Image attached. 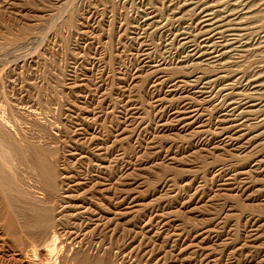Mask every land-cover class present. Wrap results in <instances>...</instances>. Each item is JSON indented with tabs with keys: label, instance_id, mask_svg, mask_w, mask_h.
I'll use <instances>...</instances> for the list:
<instances>
[{
	"label": "rangeland",
	"instance_id": "rangeland-1",
	"mask_svg": "<svg viewBox=\"0 0 264 264\" xmlns=\"http://www.w3.org/2000/svg\"><path fill=\"white\" fill-rule=\"evenodd\" d=\"M49 1L50 3L47 2L48 5H46L47 3H44L43 0H12V3L11 0H0V105L2 104L1 106L3 107L2 115L11 114L9 111L10 109H7L9 106L12 107H10L11 109H16L19 111V116L16 111V114H11L12 116L10 115V118L12 117L11 119H13V121L15 120L19 124L25 134L29 135L30 137L32 136V138L34 137L33 139L40 141L43 144L46 142H51V145H55L50 134L52 135L58 133L57 129L59 126L64 125L61 123L73 125H71V135L74 137L73 142L75 143L70 145L71 148H67V155L69 153H74L75 158H70L71 164L74 166L75 163H79L77 166V172L74 171V173L77 175V177L79 176V179L81 178L80 180L82 182L91 185H82L81 188L78 189L79 192L77 191L73 193L71 190V193L76 195L78 198L75 200L72 198L71 202L66 204L65 208L68 209L72 206L71 204H73L75 205L74 208L78 207L77 211H80L81 213L85 211V214H82L85 218H88L89 214H86V211L88 213V210H86L87 207L90 206L89 208H91L93 211L97 207H101L103 204L102 210L105 212L104 214L106 216H104V222L101 221L104 223L101 224V226L96 221L94 224L93 221L92 223H89L90 228L87 230L89 231L90 235L92 234L89 239L91 241L93 240V245H99L97 242L103 243L104 245L101 247L102 249L100 248L101 250L98 248L99 246L95 245L96 248L94 246V250L91 249L89 252L87 251L88 254L90 253L88 260L89 262H86L85 264H90V262L92 263L96 258H98V256L101 257L100 254L105 251L106 256H104V254L102 256H104V259L106 258L105 260L107 263L109 262V264H264V213L262 216L258 214L259 209H262L260 211H264V193L260 192L262 187L264 189V184L261 181V179H264V171L261 172L260 175H257L256 173L251 175L252 182L248 184V188L243 194L241 192L240 194L234 190L236 188L238 189V187L240 188L242 181L241 178H237V180L229 186H223L222 184L224 183L222 182L224 181L213 182L212 174L206 175L207 178H202L203 171L208 169L212 172L214 166L217 167L223 163L221 162V160H223L222 156L226 152L223 150L214 149L204 150L205 152L203 154L208 155L207 161L210 163L205 167L207 169L204 170L202 167L199 172V176L189 175L190 169H194L197 164V160L195 161V158L193 157L194 151L200 148L198 147L194 149L193 147H189L190 142L195 143V141L200 138L198 141L203 140L206 143H210L209 145L212 147L214 146L213 144L219 140V138L216 140L214 136L217 131L215 126L216 123H218L219 115H213L214 117H212L211 114L213 112V107L220 103V97H218L216 101L206 105L207 109L203 119L212 117V125L210 126L211 128L208 127L205 129L206 132H200L197 124L193 126V128H189L186 131L182 130L180 128L181 125L170 121V113H168L169 116L168 114H164V120L159 121L158 118H156L155 113L149 111L152 110L150 107L152 100L150 96L146 95L144 92H142L141 96L138 98L135 97L133 93L130 95L128 92L125 96H122L121 93L115 94L113 98L119 102V120L122 124L120 133H122V130H124V132L121 134V137L132 135V137L129 136V142H126L123 147V153H125L122 159L124 162L122 163L124 166L129 163L134 164L133 169H131V171H127L126 175L128 174V176L132 178L133 183L135 182L133 186L136 188L139 198L136 197L134 199V195H136L135 193L129 198V200L127 199L123 205H120L115 209V207L110 204L111 201L114 203L112 200L113 198H111L112 195L109 200L108 198L110 195L100 197V195H97L92 189L96 179L104 180L107 179L106 177L110 176V171L108 168L106 169V167H108L111 158L109 157L107 160L104 159L103 163H101L93 156H88V153L85 154V151L89 148V153L92 151V153H94L97 151V146L94 145L93 142L88 144V146L87 144H84V142H86L89 138L85 139L84 136H76L77 134L75 133H78L77 131H79L78 129L80 127V123L78 122L79 124H77V116L75 113L68 110L69 104H76V102L79 101L78 95L80 94H82L80 101H83L85 99L86 93L88 92L90 95L94 94V96L97 94L94 98L98 100L100 98L99 95L103 96V94L106 92V89L109 87L110 82L108 77L111 73L113 74V72H111L113 71L111 68L115 67V70L120 71V69L125 67V65L132 67L136 65V53H138L141 41L137 40L138 35L133 30L135 28L134 26L138 27V32H141L139 37L142 39L144 38L145 43L148 44V47H150L151 51H153V60H160L162 56H168V54L165 53L166 46L164 42L168 36V32H165V30H159L157 26H153L154 28H147L145 26L142 27V24L146 23L145 18L149 17L147 14L148 12H151L152 8L153 10H156L157 18L162 21V25L165 26L166 29L167 27H171L173 29H182V27L185 28L186 24L180 25L174 21V13L171 12L169 4L165 0H66L70 4L63 9L60 16H54L53 10L59 7L60 3L64 2L65 0ZM220 1L225 3L226 6L228 4L229 8L231 9L236 7L237 10L246 13L242 20V26L245 28V32L247 34L246 37H248V41L246 40L247 43L243 45L240 43L241 45L239 44V46L236 47L237 50H233L230 53L231 55L228 54L224 58V61H221V63H226V69L230 70L231 73V70L234 68H242L245 69L246 73L249 74L250 77L253 76L251 79L252 81L255 80L256 77L258 78L256 80L257 82L260 80L258 83H253L251 81L249 86L239 84V87H242L240 90H242L245 95H252L253 100L256 99L254 101L257 102V105L251 109L260 110L256 114L255 112L250 113L251 117H248L250 118V121L247 122V126L250 125L249 132L253 135L260 133L259 140L254 142L252 144L253 146L250 144V147L248 148L249 153L255 152L257 154L260 151V153L263 152L264 154V103H260L261 99V102L264 101V86H262L264 85V0ZM232 2L233 4H231ZM71 14H73L78 20V25H76V27L68 23V16ZM112 29L116 30H114L115 35L112 34V38H109L108 36ZM124 29L128 31L124 32ZM132 31L134 33H132ZM28 34L29 36L33 34V41L22 42V39L25 36H28ZM122 35L124 38H122ZM110 54L117 55L119 57V60L115 66L109 63L107 57H109ZM169 55L171 58H173L172 62L177 64L180 51L177 53L176 50L172 51L171 49ZM83 65L87 68L93 69V73H89L91 78L93 75V78H90L91 83L85 87L86 89H80L78 87L80 83L78 81L79 79L83 78L84 74ZM92 65H94V67ZM74 79L78 81L74 83ZM101 80H103V82ZM102 83L103 85L101 86ZM260 84L261 86H259ZM88 89L91 90L88 91ZM166 91L167 89L165 88L163 92L166 93ZM170 99H172V97H167L166 102H168ZM255 102H252V105ZM140 105H142L144 108L143 110L145 111V114H143V110L142 112L136 108H139ZM90 108L91 114H84V116H89L92 121V118H94L93 113L101 114V116L106 119V123H104L109 129L108 130L106 127L107 131L109 132L104 131L103 135L110 134V136L114 138L113 135L118 134V132H116L117 129L113 122L117 123V121H113L115 117L112 116L115 115L110 114V117L108 115L106 117V113L109 112L108 106H104V108L99 109L96 107L93 108V106ZM148 113L151 114L149 115ZM142 115L144 116V121L146 122L145 126L144 124L142 126L139 124V129L137 127L138 123L141 121L140 118L143 117ZM20 116H22V119ZM155 118L160 123L157 122ZM32 119H37L40 121V125L37 127L33 126L31 123ZM166 119L170 121V125L167 126L169 129L167 127L163 128L161 125V123L163 124ZM251 124H254L255 126H252ZM145 127L148 128L146 129ZM157 128L158 130H156ZM195 131L201 135L197 134ZM211 131H213V134ZM133 132L134 134H132ZM153 133H157L158 135H156L159 136V138L161 137L160 139L158 138V140H163L162 142H164L163 144H156L154 146L156 149L152 148V144L154 145V143L150 145V140L152 138L151 135ZM193 133L194 137H192ZM87 136L90 137V135ZM100 137L101 139H106V137L102 135H100ZM112 137L110 138L109 145L112 143V140H114ZM76 138L78 139L76 140ZM139 141L141 143H139ZM149 145L151 147H149ZM170 145L172 146V150L169 147ZM75 146L76 148H74ZM135 146L136 149L134 148ZM190 148L192 150H190ZM228 148L231 150L232 147ZM184 149L186 150L185 152ZM248 150L241 149L240 151V149L238 150L236 148L234 151L232 148V151L230 152L236 154L237 156H246ZM198 151L200 150H197V152ZM91 157L92 159H90ZM19 166V176L23 178L22 185L24 189L28 191L29 196L35 197L37 200H43L40 197H44L45 199L43 191L36 187L37 183H35V180L32 181L30 175L27 173L26 165L21 164ZM176 170L183 173L185 172V181H180L174 187L172 182H168L167 185H165L164 181L166 178H163L164 180L160 183L159 188L156 190L147 188V183L149 182L148 180H150V177H154V175L157 177V174H160V172L164 173L165 171L172 172ZM67 171L69 170L67 169ZM148 172L150 174H148ZM147 175H150V177L147 178ZM167 178L169 177L167 176ZM32 179L35 178L32 177ZM204 179H208L207 183ZM25 181H28V183ZM105 182L108 183L107 180H105ZM76 183L77 181L72 180L70 182L71 187L75 188ZM73 184L74 186H72ZM225 193L231 194L233 199H236L240 201L241 204H243V207L240 206V210L245 208H247L246 211L250 210L249 212L251 213H247L248 215L245 214L243 216L241 224L244 225L242 226L243 232L246 229L249 232L247 233V236L249 234L253 237L250 238L249 236H241L239 240H236L232 237L235 223V215L233 214L238 211L235 210V206L233 207L227 204L223 210L224 214L221 216L217 215V213H214V210H212L213 200L210 201L211 198L215 194H218L221 196L220 198L223 199ZM140 195L145 196L141 198ZM99 202L101 203V206L99 205ZM140 202L144 203V207L139 206L138 208L137 204ZM67 205L71 206L68 207ZM80 205L82 208H79ZM133 205L134 207L132 209L134 210V213L131 209ZM140 208L142 209L138 213L139 215L137 214L138 216H136L137 211L135 210ZM171 210H177L180 215H182V217H179V219L176 217L177 220L168 224L166 222L167 219L165 220L164 217L166 215L164 214ZM162 211L165 212L162 214ZM211 212H213V215H211ZM116 213H119L120 215H116ZM9 215H14L18 226H21H19L20 229H18L19 231L17 232L16 236L18 237L20 235L18 237L19 239H26L25 232L32 229L31 225L33 220L30 211L25 210L22 205H15V210L13 211L10 206L6 204L3 196H0V249L7 253V255H12L15 253L13 251V243L15 242L16 237L7 233L3 220ZM224 216H228V218L221 220V218ZM185 217L186 219L190 218V220H194L192 223H197L196 225L199 227L192 228L195 226L194 224L191 227L192 229L186 228L185 230H182L179 223H181L180 220H183L182 218ZM95 224L99 225L96 226ZM249 224H251V226ZM96 228L102 230V232L98 231V229L96 230ZM24 229L26 231H21ZM33 231H30L32 235L35 234V231ZM168 232L171 233L169 234ZM99 233H101V235H99ZM95 234L97 235L96 237ZM102 239L103 242L100 241ZM76 249L78 248L76 247ZM69 255H74V252L71 251ZM117 255L119 257L116 259ZM21 259H24L22 260L23 264H29L30 262V260L25 257H22ZM118 259L120 260L118 261ZM124 260L126 261L124 262ZM72 263L79 264L77 262Z\"/></svg>",
	"mask_w": 264,
	"mask_h": 264
},
{
	"label": "bare ground",
	"instance_id": "bare-ground-1",
	"mask_svg": "<svg viewBox=\"0 0 264 264\" xmlns=\"http://www.w3.org/2000/svg\"><path fill=\"white\" fill-rule=\"evenodd\" d=\"M43 1H44V3H47V2L50 3L49 0H43ZM65 1L60 3V6L57 7L55 10H53L54 16H60L63 9L66 8L70 4L68 1H66V2ZM165 1L168 2L171 12L174 13L173 14L174 15V21L180 25L186 24L185 28L182 27V29L181 28L180 29H173L171 27L170 28L167 27V29H166L165 26L162 25V21H160L157 18L156 10L155 9L153 10V8H152L151 12H148L147 15L149 17L145 18L146 23H143L142 27L145 26L147 28H154L153 26H157L159 30H161V31L165 30V32H168L167 33L168 36L164 41L165 46H166L165 53L168 54V56H162L160 60H156V59L153 60V58H152V52L153 51H151V48L148 47V44L145 43V39L144 38L142 39L141 37H139L141 32H138V30H139L138 27L134 26L135 28L134 29L132 28V29L138 35L137 40L141 41L138 53H136V55H137L136 62H135L136 65L134 67L125 65V67L120 69V71L115 70V67L111 68L113 70V71H111V72H113V74L111 73L108 77V80L110 82L109 87L106 89V92L104 94L102 93L103 96L99 95L100 98L98 100H96L94 97L97 94L94 96V94L90 95L88 92V93H86V96L84 95L85 99L83 101H80V98L82 96V94H80V95H78L79 101L76 102V104H74V105L70 103L69 108H68V110L70 112L75 113V115L77 116V119L75 118L77 121V124L80 123L79 124L80 127L78 129L79 131L76 130L78 133H75V134H77L76 136H78V137L84 136L85 139L89 138L86 142H84V144L88 145V144L93 142V144L97 146V149H96L97 151H95L94 153H92L93 151L92 152L90 151L91 153H89V149H90L89 147H88L89 149L86 151L83 149L85 151V154L88 153V156H93L97 161H99L101 163H103L104 159L107 160V158H109V157L111 158L110 159L111 161H109L110 163H109L108 167H106V169L108 168L110 171L109 172L110 176L106 177L107 179H104V180H100V179L97 180L96 179L95 183L92 186V189H93V191H95V193L97 195H100V197L101 196L104 197L105 195H107V196L110 195L108 198L109 200H110V197L112 195L111 198H113L112 200L114 201V203L111 201L110 204H112L115 207V209H116V207L118 208V206L123 205L126 202V200L127 199L129 200V198L131 196H133L135 193H136V195H134V199L136 197L139 198V194L137 193L136 188L133 186V184L135 182L133 183L132 178H130L128 176V174L126 175L127 171H131V169H133L134 164L129 163V164L124 166V164L122 163V162H124V161H122V159H123L124 153H125V152L123 153V150H124L123 147L126 144V142H129V139H130L129 136L130 135L127 137H121V134L124 132V130H122L123 132L120 133V129L122 128V126H121L122 124L119 120V111H120V110H118L119 102L113 98V96L115 94L121 93L122 96H125V95H127L126 93L128 92L130 95L133 93V95L138 98L141 96L142 92L146 93V95L150 96V98L152 100L151 106H150L152 110H149V111L150 112L152 111V113L154 112L156 118H158L159 121L164 120V114L170 113V116H171L170 121L176 122V124L181 125L180 128L184 131L188 130L189 128H193V126H195L197 124L200 132H206L205 129H207L208 127H210L212 125V117H214L213 115H219L218 116V123H216V126H215L217 128L218 132L216 131V133L214 135L216 140H217V138H219V140H218V142L213 144L214 146L211 147L209 145L210 143H206L203 140L198 141L200 138L197 139V141H195V143L190 142L189 147H193L194 149L200 147L199 149H197L200 151H198V152H197V150L194 151L193 157L195 158V161L197 160L196 161L197 164H196L194 169L192 168V169H190V171L187 170V171H189V175H193V176L198 175L199 176V172L202 169V167L204 168V170L207 169L205 167L208 166L210 163L207 161L208 155L203 154L205 152L204 150H214V149L223 150L226 152L222 156L223 160H221V162H223V163L218 165L217 167L214 166V168L212 169V172L209 171L208 169L203 171L202 178L203 177L207 178L206 175L212 174L213 182L214 181H216V182L224 181V182H222V183H224V184H222L223 186H229L232 183H234V181H236L237 178H241L242 181H241L240 188L238 187V189L237 188L236 189L233 188V189L235 191H237L238 193L241 192L243 194L247 190L248 184L250 182H252L251 181V175L253 173L260 175L261 172L264 171V154H263V152L260 153V151H259V153L256 154L255 152L249 153V150H248V148L250 147V144L252 145L254 142H257L260 138V133L253 135L249 132V126L250 125L247 126V122L250 121V118H248V117L251 115L250 113L255 112V114H256L260 110H252L251 109L252 107H255L257 105V102L254 101L256 99L253 100L252 95H245L243 93V91L240 90L242 87H239L240 85L249 86L251 84V81H252L251 79L253 76L250 77V75L246 73L245 69H242V68H236V69L234 68L233 70H231L232 71V73H231L230 70L226 69L227 64L221 63V61L222 60L224 61V58L228 54H230L233 50H235L236 47H238L240 43L242 45L247 43L246 40L248 39V37H246L247 34L245 32L244 26H242V20H243V17L245 16L246 13H243L242 11L237 10L236 7L231 9V8H229L228 4H227V6H228L227 7L226 4L220 0H198V1L197 0H165ZM223 1H225V0H223ZM11 3H12V0H11ZM48 3L46 5H48ZM231 4H233V2ZM246 4H247V2H246ZM68 23L70 25L76 27V25H78L77 24L78 20L73 14H71L70 16H68ZM85 25H87V24H85ZM114 30L112 29V31H110V34L108 36L109 38H112V34H114ZM123 31L127 32L128 30L124 29ZM132 33H134V32L132 31ZM150 34H151V31H150ZM32 35L31 36H29V34H28V36L24 35L25 37L22 39V42L33 41ZM122 38H124L123 35H122ZM263 48H261V49H263ZM171 49H172V51L176 50L177 53H179V51H180V56H179L177 64H174V62H172L173 58H171L169 55ZM242 50H244V49H242ZM251 50H254V49H251ZM95 54H96V52H95ZM72 55H74V54H72ZM107 58L109 60V63H111V65H113V66H115L117 61L119 60V57L117 55H113V54H110V56ZM94 59H95V57H94ZM92 63H94V62H92ZM95 63H97V62H95ZM81 64H82V62H81ZM87 65H88V63H87ZM92 66L94 67V65H92ZM83 70H84L83 78L81 77L82 79H79V81L74 79L75 80L74 83H76V81L80 82L79 86H78L80 89L85 88L87 85H89L91 83L90 82L91 76L89 75V73H91V72L93 73V69L87 68L84 65H83ZM92 78H93V75H92ZM257 79L258 78L256 77L255 80H253L252 82L253 83L257 82L256 81ZM101 81L103 82V80H101ZM101 81H100V83H101ZM102 85H103V83L101 84V86ZM259 86H261V84ZM262 86H264V85H262ZM69 87H71V86H69ZM165 88L167 89L166 93L163 92V90ZM98 89H99V87H98ZM90 90L88 89V91H90ZM167 97L168 98L172 97V99H170L168 102H166ZM218 97L221 98V101H220V103L216 104L213 107V112L211 114L212 117L207 118V119H203L204 114H205L206 109H207L206 105L216 101ZM257 99H259V98H257ZM261 101H262V99H261ZM261 101H260V103H264V101L263 102H261ZM252 102H255V103H253V105H252ZM1 105H0V196L1 195L3 196V199L5 200L6 204L8 206H10V208L13 211L15 210V205H17V204L22 205L25 210L30 211V213L32 215V220H33V223L31 225L32 226L31 230L32 231L34 230L35 232L34 231L33 232L35 234L32 235L30 232L31 230L26 231L24 229L21 231H26L25 232L26 239L25 238L19 239L18 237L20 235L18 237H16V236H17V232L19 231L18 229H20L21 226L20 225H19L20 227L18 226V224L16 222V218H14V215H9L6 217L4 216L5 219H3V220H4V223L6 226L7 233L12 234V236L16 237V240L13 243V248H14L13 251L15 253H13L12 255H7V253H5L4 251H2L0 249V264H23L22 260H24V259H21L22 257L29 259L30 260L29 264H73L72 262H77L79 264H85L86 262H89L88 260H89V254L90 253L88 254V252L91 249H93L96 244L93 245L94 244L93 240L91 241L89 239V237L92 234L90 235V233L87 229L90 228L89 223L90 222L92 223V221H93V224L97 222L100 224V226H101V224H104L103 219L105 216V214H104L105 212L102 210L103 204L101 206L100 202H99L100 204L99 203L98 204L101 207H97L93 211L91 210V208H89L90 206L86 208V210H88V213L86 211V214H89L88 218H85L83 216L82 213L85 212L84 210H83L84 212H82V213L80 211H77L78 207L74 208L75 205H73V204H71L73 207L71 205H67L68 207H70V206L71 207L70 208L67 207L68 209L65 208L66 204H69L71 202L72 198H74V200L76 198H78L76 195L71 193V190L73 193H75L78 191V189L81 188L82 185H87V186L91 185V184L82 182L80 180L81 178L79 179V176L77 177V175L74 173V171L77 172V169H78L77 166L79 164V163L78 164L75 163L74 166L71 164L70 158L71 157L75 158L74 153H71V154L69 153L67 155V153H68L67 148H69L71 144L75 143V142H73L74 137L71 135L72 134L71 128L73 125L68 124V123H61L62 125L63 124L64 125L59 126V128L57 129L58 133H55L52 135L50 134L51 139L53 140V143H55V145L52 144L53 145L52 146L50 144L51 142H49V143L46 142L45 144H43L40 141L33 139L34 137L32 138V136L30 137L29 135L25 134L24 131H22L23 129H21L19 124L15 120L13 121V119H11L12 117L10 118V115L14 114L17 111L16 109L15 110L11 109L12 107L9 106V108H7V109L8 110L10 109L9 111L11 114L10 115L7 114L8 116L2 115V108L3 107ZM91 106H93V108L96 107L98 109L104 108V106H108L109 112L106 113V117H107V115L109 116L110 114L115 115L112 117H115V119L113 121H117V123H115V122H113V123L117 129L116 132H118V134H116V135L112 134L114 136V138L112 136H110V134L103 135L104 131L105 132H109V131H107L108 127L105 124L106 119H104V117L101 116V114H94L93 113L94 118H92V121H91V118H89V116H87V117L84 116V114L85 115L91 114V108H90ZM134 108H135V106H134ZM136 108L139 109V111H142L144 109L142 107V105H140L139 108L138 107H136ZM166 110H167V112H166ZM96 111H98V110H96ZM16 113L19 116L20 112L17 111ZM143 114H145V111L143 112ZM168 116H169V114H168ZM205 117H206V115H205ZM20 118L22 119V116H20ZM140 119H141V121L138 123L137 128H139V126L140 125L142 126L143 124L145 126L146 121H144V116L141 117ZM118 120H119V123H118ZM156 121H157V119H156ZM159 121H157V122H159ZM170 121H168L166 119V121L163 124L161 123L162 127L166 128L167 126H169ZM31 123L35 127L40 125V121H38L37 119H32ZM147 124H149V123H147ZM213 125H214V123H213ZM106 127H107V129H106ZM41 128H42V126H41ZM142 128H144V127H142ZM167 128L169 129V127H167ZM174 128H175V125H174ZM159 129H162V128H159ZM170 129H172V128H170ZM156 130H158V128ZM129 131H131V130H129ZM135 131H136V129H135ZM134 132L132 134H134ZM138 132L141 133L140 131H138ZM160 132H161V130H160ZM211 132L213 134V131H211ZM194 133L192 134L193 135L192 137H194ZM75 134H74V136H75ZM156 134L157 133H153L151 135L152 138L150 140V142H151L150 145L152 143H154V145L152 144L153 149H156V148H154V146L156 144H158V143L163 144L164 143V142H162L163 140H161V141L158 140L159 136H157L158 134L157 135ZM197 134H199V133H197ZM206 134H208V133H206ZM87 135H90V137H88ZM100 135L106 137V139L102 138L103 139L102 140ZM199 135H201V134H199ZM138 136H139V134H138ZM111 137L114 140H112V143L109 145ZM130 137H132V135ZM146 138H147V136H146ZM77 139L78 138H76V140ZM204 139H205V137H204ZM208 139H211V138H208ZM211 141H213V140H211ZM139 143H141V142L139 141ZM150 145H149V147H151ZM171 145L169 146L170 149L172 148ZM76 146L74 148H76ZM228 147H232L234 149V151L236 150V148L238 150L240 149V151H241V149L242 150L245 149V150H248V153H246L247 154L246 156H237L236 154L230 152V151H232V148L230 150V148H228ZM134 148L136 149V146ZM92 149H95V148H92ZM147 149H149V148H147ZM190 150H192V149L190 148ZM185 151L186 150L184 149V152ZM86 159H88V158H86ZM90 159H92V157ZM74 162H76V161H74ZM21 164L26 165L27 173L30 175L31 180L32 181L35 180V183H37V185L34 183L36 185V187L43 191L45 199H44V197H40L43 200H37L35 197L29 196L28 191L24 189V187L22 185L23 178H21L19 176V174H20L19 173V167H20L19 165H21ZM103 166H104V164H103ZM100 168H105V167H100ZM67 169L69 171H67ZM68 173H69V175H68ZM184 173L176 170V171H172V172H167V171H165L164 173L160 172V174H157V177H155L156 175H154V177H150V175H147L146 176L147 178L150 177L149 178L150 180L147 179L149 181V182L147 181L148 182L147 188L156 190L157 188H159L160 183L165 178H166V180L164 181L165 185H167L168 182H172V185H174V187H175V185L178 184L180 181H182V180L185 181L184 179L186 178L185 177L186 174H184ZM129 174H131V173H129ZM148 174H150V173L148 172ZM167 176L169 178H167ZM32 177L35 179H32ZM71 179L74 181H77V183L75 184L76 185L75 188L71 187V184H70V182L72 181ZM105 180H107L108 183H106ZM191 180H193V179H191ZM204 180H206V179H204ZM207 180H206V183H207ZM261 181L264 184V179H261ZM25 182L28 183V181H25ZM190 184H192V183H190ZM165 185H164V187H165ZM188 185H189V182H188ZM72 186H74V184ZM176 187H178V186H176ZM231 192H232V190H231ZM260 192L264 193L263 187H262V189H260ZM141 195H140L141 198L145 196V195H143V196H141ZM220 197H221L220 195L215 194L210 200V201L213 200L212 201V207H213L212 210H214V213H217V215L221 216L224 214L223 210L225 209L224 207H226L227 204L231 205L233 207L235 206L236 209L235 208L234 209L238 210V211L235 214H233V215H235V218H234L235 223H234V229H233V233H232L233 236L232 237L236 240L237 239L239 240L241 238V236H247V233H249V232L246 229L243 232L242 226H244V225H242L241 223H242L243 216L247 213H251V212H249L250 210L246 211L247 208L240 210L239 208H241L240 206L243 207V204H241L240 201L233 199V196H231V194L225 193V196H223V199H221ZM83 198H85V197H83ZM105 199H106V197H105ZM143 200H144V198H143ZM229 201H232V202H229ZM134 205L131 207V209L134 207ZM137 206H138V208H139V206L144 207V203L140 202L137 204ZM80 207H81V205L79 206V208ZM237 207H238V209H237ZM128 208H130V207H128ZM142 208L135 210V211H137L136 216L139 215L138 213L141 211ZM230 210H231V208H230ZM260 210H262V209H259V212L257 210L256 211L258 212V214H260L262 216L264 211H260ZM72 211H74V212H72ZM132 212L134 213V210ZM164 212L162 211V214ZM254 212H255V210H254ZM211 213H212L211 215H213V212H211ZM118 214L119 213H116V215H118ZM164 215H166L164 217H165V220L167 219L166 222L168 224L171 223L172 221L177 220L176 217H178V219H179V217H182V215H180V213L177 210L176 211L171 210L169 212H166V214H164ZM219 216H218V218H219ZM228 216H231V215H228ZM228 216L222 217L223 219L221 218V220H224L225 218L227 219ZM92 217H94V218H92ZM186 217L182 218L183 220H180L181 223H179L182 230H185L186 228H191L195 224V223L194 224L192 223L194 220L192 221V220H190V218L186 219ZM101 221H103V222H101ZM107 222H105V223H107ZM196 224L192 228H196L197 227ZM98 225H96V226H98ZM249 225L251 226V224H249ZM97 229L98 228H96V230ZM194 230H196V229H194ZM98 231L102 232V230H99V229H98ZM252 231H253V229H252ZM168 233L170 234L171 232H168ZM168 233H166V234H168ZM244 233H245V235H244ZM99 235H101V233H99ZM96 236L97 235L95 234V237ZM248 236L250 238L253 237L252 235H249V234H248ZM170 237H172V236H170ZM97 241H98V239H97ZM100 241L103 242V239ZM97 244H99V245H96V246H99L98 247L99 249L104 245L103 243H98V242H97ZM96 246H95V248H96ZM76 247L78 249H76ZM69 251L70 252L73 251L74 255L70 256ZM103 254H104V256H106V251L103 252L102 254H100L101 257L98 256V258H96L95 260L93 258L94 261L92 263L90 262V264H109V262L107 263V261L105 260L106 258L104 259V256H102ZM118 257L119 256L117 255L116 259ZM113 260H115V259H113ZM119 260L120 259H118V261ZM90 261H91V259H90ZM125 261L126 260H124V262Z\"/></svg>",
	"mask_w": 264,
	"mask_h": 264
}]
</instances>
